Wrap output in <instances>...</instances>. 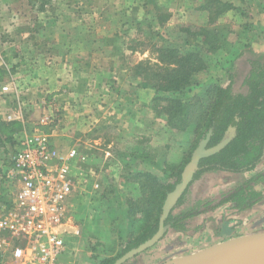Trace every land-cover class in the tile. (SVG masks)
Masks as SVG:
<instances>
[{
  "label": "rangeland",
  "instance_id": "374dc122",
  "mask_svg": "<svg viewBox=\"0 0 264 264\" xmlns=\"http://www.w3.org/2000/svg\"><path fill=\"white\" fill-rule=\"evenodd\" d=\"M224 1L234 9L218 16L203 9L205 0H0V118L17 122L14 139H0V219L17 192L10 174L20 142L46 132L55 147L78 151L73 163L81 168L68 202L79 233L69 235L61 264H103L138 237L145 216H156L164 185L174 182L199 146L201 106L186 129L170 128L153 106L155 89L136 65L156 62L161 46L200 52L207 65L183 93L204 102L210 84L227 81L232 59L247 42L264 51V0ZM197 27L218 33L223 46L208 50L198 34H189ZM263 169L264 160L246 176ZM146 172L160 182L143 181L139 174ZM230 176L207 175L189 201L242 179ZM258 188L264 193V182ZM228 206L189 219L186 230H169L122 264H175L264 231V202L232 215ZM226 214V220H238L231 233ZM1 259L14 264L9 254Z\"/></svg>",
  "mask_w": 264,
  "mask_h": 264
},
{
  "label": "trees",
  "instance_id": "16d2710c",
  "mask_svg": "<svg viewBox=\"0 0 264 264\" xmlns=\"http://www.w3.org/2000/svg\"><path fill=\"white\" fill-rule=\"evenodd\" d=\"M203 9L220 16L234 9V5L224 0H205ZM252 24L245 27L251 28ZM195 29L199 32L189 31V34H198L201 44L207 46L208 50L213 51L223 46L221 36L215 31L205 27ZM185 30L188 31L190 28ZM260 41L257 39L256 42ZM159 51L156 62L149 60L138 62L136 65V73L143 76L155 89L153 106L157 113L166 117L170 128L180 130L186 129L200 117V122L197 124V132L200 135L198 145L206 138L208 148L226 141L221 149L200 160L193 181L166 219L167 232L184 231L187 229L189 219L227 204L229 205L227 214L232 215L264 202V193L258 188V185L264 182V169L246 176L254 172L264 160V51L257 50L252 43L247 42L232 59L226 71L227 81L210 84L204 102L193 96L188 98L183 93L191 78L204 70L207 65L201 53L194 50L183 52L170 46H161ZM4 71L0 67V77ZM198 106H201L197 114L198 118H193ZM16 124L17 122H8L0 118V130L3 133L0 137H4L0 139L3 142L14 139L12 135ZM183 170L184 168L173 175L174 182L162 184L164 189L158 196V212L156 216H152L150 212L145 216L148 221L143 222L145 225L141 234L129 240L117 256L104 258L103 264H114L123 254L138 247L158 231L164 203L168 195L182 181ZM219 173L242 179L228 190L216 195L199 196L189 201L192 188L198 181H203L209 174ZM139 176L144 177L145 182H160L154 174L150 175L148 172ZM133 205L139 207L135 202ZM227 214L224 216V222L228 227L232 223H238L236 219L226 220ZM231 227L229 233L234 229L233 225ZM1 257L0 253V264H2Z\"/></svg>",
  "mask_w": 264,
  "mask_h": 264
},
{
  "label": "built area",
  "instance_id": "2783aa9c",
  "mask_svg": "<svg viewBox=\"0 0 264 264\" xmlns=\"http://www.w3.org/2000/svg\"><path fill=\"white\" fill-rule=\"evenodd\" d=\"M20 145L10 174L17 192L0 219V253L9 254L14 264H61L68 248L65 232H69L62 229L69 226L79 233L68 214L73 162L79 153L75 148L59 153L46 132L27 136Z\"/></svg>",
  "mask_w": 264,
  "mask_h": 264
},
{
  "label": "water",
  "instance_id": "95a60500",
  "mask_svg": "<svg viewBox=\"0 0 264 264\" xmlns=\"http://www.w3.org/2000/svg\"><path fill=\"white\" fill-rule=\"evenodd\" d=\"M207 140L208 139L206 138L200 143L183 170L182 181L168 195L163 206V213L160 217L158 231L150 239L125 253L114 264H122L128 259L144 252L159 242L165 235L168 229L165 224L166 219L186 188L193 181L200 160L221 149L226 143V141H224L217 146L208 148L206 147ZM213 248L220 251L212 264H224L227 261L229 262L228 264H264V231L243 235L209 249Z\"/></svg>",
  "mask_w": 264,
  "mask_h": 264
},
{
  "label": "bare ground",
  "instance_id": "6f19581e",
  "mask_svg": "<svg viewBox=\"0 0 264 264\" xmlns=\"http://www.w3.org/2000/svg\"><path fill=\"white\" fill-rule=\"evenodd\" d=\"M219 251L216 248L205 250L202 251L201 255L194 258L178 259L175 264H212ZM225 263L228 264L229 262Z\"/></svg>",
  "mask_w": 264,
  "mask_h": 264
},
{
  "label": "crops",
  "instance_id": "0c3cea01",
  "mask_svg": "<svg viewBox=\"0 0 264 264\" xmlns=\"http://www.w3.org/2000/svg\"><path fill=\"white\" fill-rule=\"evenodd\" d=\"M51 138H52V136H51ZM52 145H53V148H55L59 153H63V154H66L67 152H69L72 148H61V149H59V147H55L54 146V144H53V142H52ZM78 160V158H76L75 159V161H74V163L76 162ZM79 169H81V168H77V166H74V169H73V171H74V173H80V170ZM68 202H69V200H68ZM76 225H78V224H76ZM78 227H79V225H78ZM64 229H66V230H69V232H65V237H66V241H67V243H68V241H69V235H71L72 233L74 234V229H72L71 227H66V228H63L62 229V231H64ZM14 262V261H13Z\"/></svg>",
  "mask_w": 264,
  "mask_h": 264
}]
</instances>
